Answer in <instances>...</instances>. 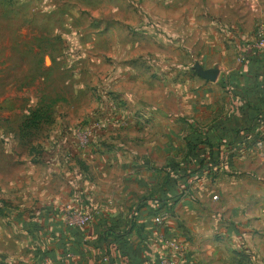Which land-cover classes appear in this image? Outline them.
<instances>
[{
    "label": "crops",
    "instance_id": "0c3cea01",
    "mask_svg": "<svg viewBox=\"0 0 264 264\" xmlns=\"http://www.w3.org/2000/svg\"><path fill=\"white\" fill-rule=\"evenodd\" d=\"M243 53L219 81L198 75L211 93L190 98L197 103L190 112L138 99L135 122L121 136L119 126L110 127L84 150L74 148L69 136L51 137L35 162H17L11 170L0 166L4 204H43L33 219L39 227L36 261L146 264L170 252L172 240L184 248L187 264H252V249L263 260L264 152L253 151H264V116L239 149H228L233 138L218 134L249 127L248 106L264 105V54ZM17 113L22 117V109ZM8 114L16 113L10 107ZM63 125L58 129L67 132ZM198 135L203 142L222 139V159L212 173L198 171L202 157L213 165L209 152L189 148ZM11 147L4 152L13 160ZM74 180L99 212L91 226L69 228L60 219Z\"/></svg>",
    "mask_w": 264,
    "mask_h": 264
},
{
    "label": "rangeland",
    "instance_id": "374dc122",
    "mask_svg": "<svg viewBox=\"0 0 264 264\" xmlns=\"http://www.w3.org/2000/svg\"><path fill=\"white\" fill-rule=\"evenodd\" d=\"M261 27L264 0H0V157L9 144L15 154L1 168L35 162L51 137L69 136L80 150L72 132L89 123L119 126L121 136L140 100L190 112V98L211 93L198 68H218L221 80ZM35 109L45 113L41 125L20 134ZM73 182L65 204L88 203ZM41 207L0 197V264L39 263L33 219ZM247 256L264 264L253 249Z\"/></svg>",
    "mask_w": 264,
    "mask_h": 264
},
{
    "label": "built area",
    "instance_id": "2783aa9c",
    "mask_svg": "<svg viewBox=\"0 0 264 264\" xmlns=\"http://www.w3.org/2000/svg\"><path fill=\"white\" fill-rule=\"evenodd\" d=\"M244 51H254L264 54V27H261L255 33L254 39L249 42ZM108 123L104 121L93 122L89 123L88 127L74 129L72 137L75 144L79 145L80 150L87 149L97 132H106L110 129L111 126ZM259 145L261 146L262 144L259 143ZM214 199H217V197H214ZM62 212L64 213L62 220L69 228L91 226L99 214L91 202L86 203L79 197L74 198L72 203L63 205ZM157 222L161 223V219H157ZM167 243L170 252L163 253L158 258L146 264H187L185 250H183L184 248L180 245V242L178 240H172ZM37 264L46 263L39 262Z\"/></svg>",
    "mask_w": 264,
    "mask_h": 264
},
{
    "label": "trees",
    "instance_id": "16d2710c",
    "mask_svg": "<svg viewBox=\"0 0 264 264\" xmlns=\"http://www.w3.org/2000/svg\"><path fill=\"white\" fill-rule=\"evenodd\" d=\"M249 107V121L250 125L247 127L246 125L237 127V126H232V129H222L218 134L222 133L227 140L230 138H233L231 142L228 145L229 148H235L239 149L241 146L238 144H243L247 141V137L251 134V132L255 129V127L258 125V121L264 116V105L262 108L258 107ZM44 112L42 110H32L26 119L24 120L22 127H21V134L29 133L30 131L34 129H38L39 126L41 125L42 117L44 116ZM222 121L219 122L217 126H220ZM219 131V130H218ZM217 134V133H216ZM222 139L218 140V142L221 143ZM240 141V143L238 142ZM238 142V143H237ZM217 142H212L209 140V142H203L200 140L199 135L195 136V138L189 142V148L191 152H195L198 149H206L209 152V159L213 162V165H210V161L206 157H202L199 161V168L198 171H207L209 173H212L214 171V167L216 165H219L222 155L220 152V146L221 144ZM202 147V148H201ZM217 149L216 156L214 155V149ZM180 164H175L174 168L179 170L180 169ZM186 171H182V173H185ZM183 180H185V176H182ZM97 218V217H96Z\"/></svg>",
    "mask_w": 264,
    "mask_h": 264
},
{
    "label": "water",
    "instance_id": "95a60500",
    "mask_svg": "<svg viewBox=\"0 0 264 264\" xmlns=\"http://www.w3.org/2000/svg\"><path fill=\"white\" fill-rule=\"evenodd\" d=\"M219 69L218 68H211L208 70H203L198 68V75L207 81H216L219 76Z\"/></svg>",
    "mask_w": 264,
    "mask_h": 264
}]
</instances>
